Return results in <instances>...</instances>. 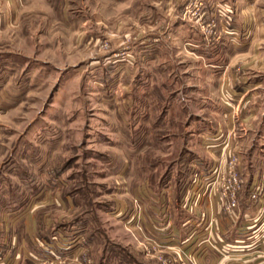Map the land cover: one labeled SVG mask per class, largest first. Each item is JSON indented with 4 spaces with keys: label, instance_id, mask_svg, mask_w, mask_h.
<instances>
[{
    "label": "rangeland",
    "instance_id": "374dc122",
    "mask_svg": "<svg viewBox=\"0 0 264 264\" xmlns=\"http://www.w3.org/2000/svg\"><path fill=\"white\" fill-rule=\"evenodd\" d=\"M261 64L264 0H0V253L203 264L151 219L187 214L192 237L205 198L237 208L213 182L236 155L243 191Z\"/></svg>",
    "mask_w": 264,
    "mask_h": 264
},
{
    "label": "crops",
    "instance_id": "0c3cea01",
    "mask_svg": "<svg viewBox=\"0 0 264 264\" xmlns=\"http://www.w3.org/2000/svg\"><path fill=\"white\" fill-rule=\"evenodd\" d=\"M257 70L264 71V65H258ZM256 84L261 83L257 82ZM248 111H250L248 118H244V131L247 132L248 137L243 143L245 146L243 150L240 147L237 148L241 153V171L244 181L243 191L238 195L237 208L231 214L226 215L223 212L224 203L218 201L217 193L212 194L213 197L210 195L205 198L207 216L214 218V222L209 227L207 224L203 226L200 233H196L192 237L190 234L194 229H184L189 221H193L191 218L187 219L186 212H184L182 221L179 220L177 223L178 226L173 221L172 223L167 221L164 212L162 217L157 216L151 219L155 223H157L156 219L160 221L158 225H165H162V228L152 225L151 231L153 229H155L154 231H163L170 237H175L176 233L179 235L184 233V250L178 254L180 262L183 261V257L192 255L195 263L264 264V198H260L258 205L249 200L253 184L256 181L260 183L264 181V118L255 126L252 122V118L254 119L252 109ZM195 220L198 226L202 225L204 221L198 215ZM168 231L169 233H165ZM206 236L210 237L212 246L206 245L204 241ZM171 240L173 241L175 238H171ZM3 252L0 253V264H21L19 257L10 258L9 255L4 256Z\"/></svg>",
    "mask_w": 264,
    "mask_h": 264
},
{
    "label": "built area",
    "instance_id": "2783aa9c",
    "mask_svg": "<svg viewBox=\"0 0 264 264\" xmlns=\"http://www.w3.org/2000/svg\"><path fill=\"white\" fill-rule=\"evenodd\" d=\"M240 163L236 155H231L220 174L214 179V184H218L217 188L220 190L221 199L226 203V210L231 211L237 207L238 195L242 190V179L240 175ZM260 198H264V190L261 188L255 189L251 193V199L254 200L253 203H258ZM68 244L62 243L61 247H67ZM53 250V249H52ZM36 264H46L44 259H38ZM53 264V261H51Z\"/></svg>",
    "mask_w": 264,
    "mask_h": 264
}]
</instances>
